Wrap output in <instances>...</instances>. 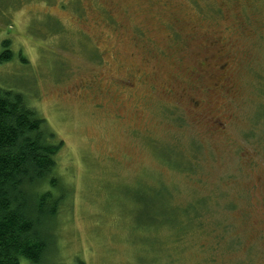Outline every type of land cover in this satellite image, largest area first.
I'll return each instance as SVG.
<instances>
[{
  "label": "rangeland",
  "instance_id": "obj_1",
  "mask_svg": "<svg viewBox=\"0 0 264 264\" xmlns=\"http://www.w3.org/2000/svg\"><path fill=\"white\" fill-rule=\"evenodd\" d=\"M11 1L0 2V55L2 41L12 51L0 89L21 93L61 141L57 175L72 191L50 261L169 264V236L132 196L156 180L179 206L207 195L228 227L185 234L182 264H264V150L241 136L264 102V0ZM189 138L195 174L154 152H189Z\"/></svg>",
  "mask_w": 264,
  "mask_h": 264
},
{
  "label": "trees",
  "instance_id": "obj_2",
  "mask_svg": "<svg viewBox=\"0 0 264 264\" xmlns=\"http://www.w3.org/2000/svg\"><path fill=\"white\" fill-rule=\"evenodd\" d=\"M20 1L22 0H12L10 7ZM175 37L180 41L177 33ZM2 44L4 51L0 55V61L11 59L12 51L8 48V42L2 41ZM96 56L92 52L91 57L97 59ZM260 85L264 97V83ZM262 105L260 114L255 115L252 127L241 135L246 144L253 146L251 150L255 153H263L264 150V124H257L260 117H264V102ZM180 119L178 117L176 120L179 125L182 123ZM189 139V152L179 146L172 151H153L160 154L161 158L158 159L168 168L192 175L197 167L193 160L200 149L195 138ZM60 146L61 141L55 140L45 120L27 105L21 93L0 89V264H20L21 259L34 264H59L51 262L49 258L55 241L56 219L67 195L72 194L71 189L57 175L56 161ZM241 154L239 152V158ZM143 182L142 194L135 191L132 196L145 211L143 216L156 224L164 236H169L168 243L171 242L169 246L172 245L170 249L174 257L169 264H182L180 261L185 249L180 250V240L185 234L192 236L193 240L195 235H209L211 231L222 227L228 231L227 225H221V220H216L214 212L207 206V195L192 196L188 202L179 206L174 193H170L164 184L156 180ZM162 187L166 188L167 193ZM221 191L222 194H229L226 189ZM239 195L242 197L243 193ZM228 203L231 208L235 207L234 204L237 205L230 201ZM151 212L153 213L150 214ZM202 216L210 223L205 227H197ZM137 226L141 225L137 223ZM143 233L148 234L147 230ZM219 235L220 239L217 238ZM222 235L217 234L216 238L220 241ZM228 239L230 241H223L219 245L230 252L239 244ZM165 245L162 242L156 253ZM157 256L159 261L160 255ZM78 264L83 263L79 261Z\"/></svg>",
  "mask_w": 264,
  "mask_h": 264
}]
</instances>
